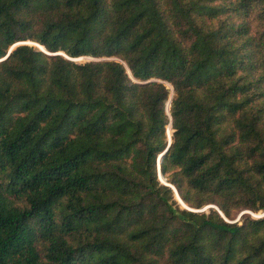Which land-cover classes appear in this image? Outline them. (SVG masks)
<instances>
[{
	"label": "trees",
	"instance_id": "1",
	"mask_svg": "<svg viewBox=\"0 0 264 264\" xmlns=\"http://www.w3.org/2000/svg\"><path fill=\"white\" fill-rule=\"evenodd\" d=\"M241 210L264 212V0H0V264H264Z\"/></svg>",
	"mask_w": 264,
	"mask_h": 264
},
{
	"label": "water",
	"instance_id": "2",
	"mask_svg": "<svg viewBox=\"0 0 264 264\" xmlns=\"http://www.w3.org/2000/svg\"><path fill=\"white\" fill-rule=\"evenodd\" d=\"M23 43H30V42H27V41H19V42L14 43V44L8 49L7 54H8V53L11 51V49H13L16 45L23 44ZM32 44H33V43H32ZM36 44H37V43H36ZM40 49H41L42 51H45V52H46V50H45L44 48H41V47H40ZM58 54H62V53L58 52ZM62 55H64V54H62ZM5 57H6V56H5ZM5 57H4V58H5ZM71 60H74V59L72 58ZM150 80H153V79H150ZM169 103H170V100L167 102V105H166V111H167V112H168V109H169ZM169 126H170V124H169ZM167 133H168V132H167ZM170 142H171V135L168 133V145L170 144ZM163 153H164V152H163ZM163 153H162V154H163ZM162 154H160V155L158 156V178H159V180H160L163 184L168 185L169 187H171V188L173 189V191H174V193H175V196H176V198L178 199V203L181 204V202H182L183 204H185V203L183 202V200L180 198V196H179V194H178L176 188L174 187V185H172V184H170V183H168V182H166V181H162V179H161V176H163V175H162V173L160 172V165H159V163H160V159H161ZM205 207H206V208H207V207H214V208L218 209L215 205H212V206H204V207H202L201 209L194 210V211H200V210H203V209H205ZM185 208H186V209H190V210H192V209L189 208L187 205H185ZM219 212H220V211H219ZM242 212H247V210H244V211H242ZM242 212L239 213L238 217H237L235 220L230 221V222H235V221L240 217V215L242 214ZM263 213H264V212H263ZM220 214L223 216V214H222L221 212H220Z\"/></svg>",
	"mask_w": 264,
	"mask_h": 264
},
{
	"label": "rangeland",
	"instance_id": "3",
	"mask_svg": "<svg viewBox=\"0 0 264 264\" xmlns=\"http://www.w3.org/2000/svg\"><path fill=\"white\" fill-rule=\"evenodd\" d=\"M27 42H30V43H34V44H36L35 42H32V41H27ZM36 45H38L39 47H41V48H43L41 45H39V44H36ZM60 53H62L63 54V52H60ZM92 58H90V57H83L82 59H80V60H76V61H80V62H84V61H88V60H91ZM170 135L172 134V128L170 127V126H167V130H166ZM168 133H167V135H168ZM162 179V178H161ZM163 181V180H162ZM177 201H178V199H177ZM180 204V203H179ZM185 205L186 204H183L182 202H181V206H183V207H185ZM207 206H212V204H209V205H207ZM202 208V207H201ZM200 208V209H201ZM192 209V208H191ZM193 210H195V209H193ZM204 210H206V211H208V209L205 207V209H203V210H200V211H204ZM242 211H244V210H241V211H239L237 214H236V216L233 218V219H231V220H229V221H233V220H235L237 217H238V215H239V213H241ZM242 213H247V214H249V215H251L252 217H259V216H262V215H264V213H263V211H258V212H251L250 210H247V212H242ZM240 218V217H239ZM238 218V219H239ZM237 219V220H238ZM236 220V221H237Z\"/></svg>",
	"mask_w": 264,
	"mask_h": 264
},
{
	"label": "built area",
	"instance_id": "4",
	"mask_svg": "<svg viewBox=\"0 0 264 264\" xmlns=\"http://www.w3.org/2000/svg\"><path fill=\"white\" fill-rule=\"evenodd\" d=\"M83 57H77V58H73L75 61L76 60H80V59H82Z\"/></svg>",
	"mask_w": 264,
	"mask_h": 264
},
{
	"label": "bare ground",
	"instance_id": "5",
	"mask_svg": "<svg viewBox=\"0 0 264 264\" xmlns=\"http://www.w3.org/2000/svg\"><path fill=\"white\" fill-rule=\"evenodd\" d=\"M127 68H128V67H127ZM127 70H128V69H127ZM167 102H168V101H167ZM161 178H162L163 181H166L165 178H164L163 176H161Z\"/></svg>",
	"mask_w": 264,
	"mask_h": 264
}]
</instances>
